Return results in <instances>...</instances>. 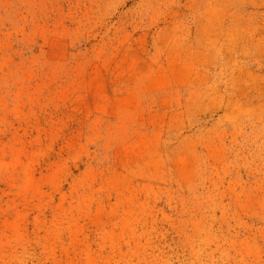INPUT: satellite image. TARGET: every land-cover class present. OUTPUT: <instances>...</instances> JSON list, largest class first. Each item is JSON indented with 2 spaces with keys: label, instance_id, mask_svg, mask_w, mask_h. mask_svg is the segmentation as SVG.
<instances>
[{
  "label": "rangeland",
  "instance_id": "374dc122",
  "mask_svg": "<svg viewBox=\"0 0 264 264\" xmlns=\"http://www.w3.org/2000/svg\"><path fill=\"white\" fill-rule=\"evenodd\" d=\"M0 264H264V0H0Z\"/></svg>",
  "mask_w": 264,
  "mask_h": 264
}]
</instances>
